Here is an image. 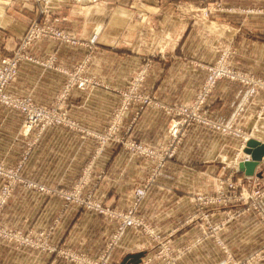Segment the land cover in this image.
<instances>
[{"label": "crops", "instance_id": "1", "mask_svg": "<svg viewBox=\"0 0 264 264\" xmlns=\"http://www.w3.org/2000/svg\"><path fill=\"white\" fill-rule=\"evenodd\" d=\"M203 1L49 0L48 13L53 15L50 17L41 11V0H0V31L6 36L0 43V58L11 54L16 39L33 20H46L84 40L97 34L91 48L84 41L72 45L45 39L32 44L29 52L33 56L41 60L53 56L54 62L45 67L22 61L9 86L10 92L30 95L35 102L51 106L67 80L60 70L72 69L87 56V73L108 86L70 93L64 108L75 121L74 128L58 125L29 130L20 112L0 105V162L8 166L21 164L25 180L43 184L51 192L18 184L4 208L1 223L34 231L54 224V243L83 254H105L108 264H121L134 253L141 254L139 264H161L153 260L150 234L130 228L113 239L116 232L113 218L67 205L60 196L85 178L83 193L96 194L107 205L123 210L129 206L134 188L149 182L138 212L154 233L171 240L172 247L180 252L174 264H225L227 256L245 257L262 244L264 197L256 210L247 203L210 204L205 222L198 212L196 196L216 191L217 181L227 172L241 186H248L256 176L236 171V161L249 158L242 152L239 139L193 125L177 144L175 156L158 171L152 161L131 156L119 145L98 147L96 135L106 128L119 102L120 88L146 58L150 62L142 92L163 106L193 97L205 78L204 66L214 61L219 48L230 46L234 50L231 56L234 68L264 78V16L250 14L246 20L241 18L248 29L257 30L244 31L238 25L217 30L220 25L201 26L196 22L195 14L200 8L196 4ZM223 1L234 4L238 0ZM240 1L243 3L238 4L242 6L264 3V0ZM184 3H188V16L173 18L176 23L185 24L175 43L161 41L160 48L159 43L141 45L137 41L148 27L155 31L163 28L172 10H183ZM231 16L211 11L208 19L226 17L231 21ZM230 29L234 30L230 33ZM244 93L242 84L219 80L206 105L212 118L220 122L231 120ZM262 96L246 105L238 122L247 138L264 143V114L255 116ZM163 108L148 105L139 112L135 105L125 117L124 123L130 127L128 134L152 145L166 142L169 116ZM261 162L264 163V158ZM260 173L264 184V167ZM217 222L220 228L216 232L206 228L207 224ZM183 248L186 249L181 252ZM53 256L7 243L0 245V264H70L62 259L56 261Z\"/></svg>", "mask_w": 264, "mask_h": 264}, {"label": "rangeland", "instance_id": "2", "mask_svg": "<svg viewBox=\"0 0 264 264\" xmlns=\"http://www.w3.org/2000/svg\"><path fill=\"white\" fill-rule=\"evenodd\" d=\"M48 1L49 0H41L42 2V7H41V11L43 12V14L45 16H50L52 17L53 15L48 13L49 11V5H48ZM235 1V0H233ZM237 1V0H236ZM238 2L240 3H243L242 1L238 0L237 2H235L234 4H228V3H225L223 0H204L202 2V4H196V6L200 7L199 8V11L197 10L195 13V17H196V22L203 26V25H206L207 24H211L213 23L214 25H220L219 28H217V30H221L220 28L222 27H225L227 29H229L230 27H234V25H237L238 26H241L242 29H244V31H248V30H257V29H248L246 26V24L244 25V22H242L243 20H246L248 18V15H250L249 13H246V10L248 9H261L262 12L261 13H257V15H262L264 16V3H261V4H255V5H240L238 4ZM188 5V3H186ZM186 4L184 3L183 4V10H179L178 8L176 9H173L172 10V16L168 18L167 22L165 23V25L163 26V28L159 29V30H153L152 28L148 27L146 29V32H144L143 34H140L139 37L137 39V41H140L141 45L142 43H145V44H150V45H157L159 43L160 45V48L162 46V42L164 43H172V42H176L179 34L181 33L182 31V28H183V24L182 22L181 23H176V21L174 20L175 18H179V19H184L185 16H188V11L186 9H188L189 7L186 6ZM14 6H17V3H14ZM192 8V6H190ZM79 8V7H78ZM162 8V7H161ZM198 9V8H197ZM11 10V9H10ZM9 12L12 13V10ZM211 11H215V13H219V12H224L226 14H230L232 15L231 16V21H230V18H224V20H216L214 18H210L208 19V15L209 13H211ZM52 15V16H51ZM174 18V19H173ZM188 18V17H187ZM243 18V20L241 19ZM225 19H228V20H225ZM144 21V20H143ZM209 21V22H208ZM211 21V22H210ZM227 22V23H226ZM33 23H36L37 25L39 26H42V27H47V28H57L59 30H62L66 33H68L69 35H72L74 38L77 39V42L75 44H78V43H81L82 41L86 42V46H88L89 48L93 47L95 45V42L97 40V34L95 33L92 37L91 35L86 39L84 40V38H80L78 37L77 35H73L71 34L70 32L62 29V28H59V27H55L52 23L50 22H46V20H44L43 22H40L38 20H33L31 21L26 30L16 39L15 41V45H14V48L11 52V54L9 55H5L3 57L0 58V60L4 57L6 58H12L15 53L17 51H20L21 53H23L24 55L26 56H32L33 58L35 59H38L36 58L35 56H33L30 52H29V48L32 46V44H34L35 42H39L41 40H45V39H53V40H56L58 41L59 43H64V44H69V43H65V42H61L59 41L58 39H56V37H53V36H48V37H45L44 39H37V40H34L32 43L28 44V45H24L25 47L21 48V37L25 34V32L27 31L28 27L31 26ZM196 23V24H197ZM224 25V26H223ZM167 26V27H166ZM169 28V29H168ZM248 29V30H247ZM230 33L234 30V29H230ZM6 36H4V33L2 34L1 31H0V43L3 42V39H5ZM162 41V42H161ZM161 42V43H160ZM72 44V43H71ZM75 44H72V45H75ZM152 46V48H153ZM164 50V49H163ZM233 49L230 47V46H227L225 48H219V52L216 56V58L214 59L213 62L207 64L204 66V69H205V78L204 80L201 82L199 88L196 90V92L194 93L193 97L186 101V102H181V103H177V104H169L168 106H174V105H178V104H190V103H193L195 101H199L201 104H202V108L201 110L204 112V115L206 117H208L210 120L214 122H216L217 124L221 125V126H229L230 124L233 126H237L241 129V132L245 133L246 131L240 126L239 122H238V116L239 114L244 110V108L246 107V105L248 103H250L255 97L259 96L260 94H257L256 96H253V97H249L247 99V101L245 103H243V98L245 99L246 97V91H247V86L237 80H230L228 78H223V77H220L218 78L212 85L208 86L206 85V78L208 77V72H209V67L211 66H214L218 60L220 59L221 56H223L224 54L227 55V62H228V65L231 66V69L234 70V71H237V72H240V73H243V74H247V75H252L256 78H262V77H259L253 73H250V72H245V71H241L239 69H236L232 66V63H231V56H232V53H233ZM24 60H27V61H30L29 59H21L18 61V70H19V64L24 61ZM40 61H43V62H47L50 64V66L52 65V63L54 62V57L53 56H50L48 59L46 60H41V59H38ZM89 61V57L87 56L86 59L82 60L81 62H78L76 63L72 69H63L60 70L62 73H63V70L65 72L69 71V72H72V73H77V74H80V75H84V76H87L90 80H91V83L89 84L90 86H88V88H86L85 86H82L79 81L75 82L73 81L72 84H71V87L69 88V93L66 97V99L69 97L70 93L73 91V90H88V89H91V88H95V87H108L105 83L101 82L100 80H98L95 76H92V75H89L87 73V68H88V64L87 62ZM30 62H34V61H30ZM149 59H145L143 62H141L139 68L137 67V69H135L134 73L130 75L127 83L125 84V86L123 88H120V91H119V102L117 104V106L114 108V110L112 111V113L110 114V117H109V121H108V124L106 126V128L104 129V131L100 134H97L96 135V138H98V147L99 149L108 145V144H113V145H119L122 147L123 150H125L128 154H130L131 156H134V157H142V158H145L147 160H150L152 161L150 158L146 157V156H143V155H140L138 153H134L132 152V150L130 148H128L126 145H125V142L126 140L127 141H131V142H135V143H143V144H147L149 146H152V148H159L161 146V155L164 156V151H163V145L165 146H171V145H168L169 143H171V134H170V130H171V124L173 122V117L171 119V116H170V113H167L168 116H169V123H168V129H167V132H168V140L164 143H160V144H157V145H152V144H149L143 140H140L138 138H135L131 135H129V130H130V127L127 126L124 122H125V117L127 115V113L130 111L131 108H133L135 105L138 106V111L140 112L141 110H143V108L145 106H148V105H151V106H158L156 105L155 103H158L156 102L155 99H153L152 97H149L148 95L147 98H148V101L145 102L142 100L143 97H136L134 99H131V98H125L124 95H123V92L127 91V90H130V89H136L140 92V94H142L143 96H145V94L142 92L143 89H144V83H145V78H146V75H147V68L149 67ZM37 64V63H36ZM40 65V64H39ZM42 66V65H41ZM18 73V71H17ZM17 73L15 75V77L17 76ZM65 74V73H64ZM66 75V74H65ZM14 77V79H15ZM13 79V80H14ZM229 80V81H235V82H238L240 84H242L244 87H245V93H244V96L235 112V115L231 118V120H229L228 122H220L218 120H215L214 118H212V115H211V112L210 110H208V107H206V105L208 104L207 101H208V98L211 94V92L213 91L214 87L216 86V84L218 83L219 80ZM264 79V78H262ZM12 80V81H13ZM12 81L9 83L8 87L6 88L7 89V93L8 94H12L14 96H18L20 98H23V97H29L31 98L32 102L36 105H41L37 102H35V100L32 98V96L30 95H16V94H13L12 92H10L9 90V86L10 84L12 83ZM65 84V83H64ZM65 86V85H63ZM63 88V87H62ZM58 97V96H57ZM203 97H205L204 101H203ZM263 97V96H262ZM57 99V98H56ZM56 101V100H55ZM124 101H126L124 104H122ZM145 102V103H142ZM262 101H263V98H262ZM203 102V103H202ZM243 103V104H242ZM262 103V102H261ZM258 106L257 110L255 111V116L256 117H259V116H262L264 114V105L262 104ZM54 104V103H53ZM3 106V105H1ZM6 107V106H5ZM49 107V106H47ZM159 107V106H158ZM9 108V107H8ZM162 108V107H161ZM11 109V108H10ZM164 109V108H163ZM13 110H16V109H13ZM120 110V113H121V119L116 123V126H117V129L115 131V134H112V136H115L116 135V139L113 138V137H110V142L109 143H106L104 145H101V141L99 139L98 136H103L105 135L106 133H109V129L110 127L112 126L110 121H112L113 119V116L115 115V113ZM18 112H20L24 118V124H25V115L19 111V110H16ZM165 111V110H164ZM261 111V115H258V113ZM166 112V111H165ZM137 114H135L136 116ZM193 125H201V124H197V123H194V124H191L189 127H186L183 129V132L180 134L179 138L178 139H175V147H174V154H175V151L177 149V144L180 142V139L184 137V135L186 134V132L188 131V129L193 126ZM52 126H58V125H52ZM62 126V125H61ZM64 126V125H63ZM75 126H76V123H75ZM74 125L72 127H68V126H65V127H68V128H74L75 127ZM203 127H206L205 125H201ZM33 128H37V126H31L30 128H28L29 130L33 129ZM207 128V127H206ZM210 129V128H209ZM181 130V128H180ZM212 132H216L218 134H221L222 136H231V137H234L236 138V136L234 135H228V134H222L221 132L219 131H216V130H213V129H210ZM182 131V130H181ZM239 139V138H237ZM250 139V138H247L245 141H242L241 139H239L241 141V150L243 152V148L245 146V143L246 141ZM244 143V144H243ZM172 147H168V151L171 149ZM244 153V152H243ZM175 156V155H174ZM165 157V156H164ZM173 157L171 158H166L167 161L164 162L167 163L169 160H171ZM245 159V158H244ZM244 159H238L236 161V171L238 173H240V171L238 170V163ZM1 164H3L2 162H0ZM152 164H153V167H154V161H152ZM163 164V165H164ZM5 167H16L18 166L19 164L15 165V166H8L6 164H3ZM21 165V164H20ZM162 165V166H163ZM222 165V164H221ZM161 166V167H162ZM161 167H158L157 168V171L161 168ZM222 169H226L225 165H222L221 166ZM20 177H21V181L17 182L13 187H12V190L9 194V196L7 197L6 199V202L5 204L3 205V207L1 208V211H0V218L3 214V211H4V208L6 206V204L8 203L9 199L11 198V196L13 195V192L16 188V186L18 184H25V186H29V183H31V181H27L25 180L22 175H21V167H20ZM229 178H232L233 182L235 183L236 185V189H230L227 185V180ZM85 181V180H84ZM5 183V179L4 178H1L0 177V188L3 187ZM78 183V181L76 182V184ZM38 184V183H36ZM149 182H143L139 185H137L134 190L137 188V187H143V186H146V195H147V186ZM39 185H43V184H39ZM84 185V182L82 184V186ZM217 185L218 187L216 188V191H214L213 193L211 194H198L196 196V201L198 202V205L200 206L199 208V216L201 218V220L203 222H205V218H206V215H207V206L210 205V204H213V203H223V204H245L247 203L252 210H256L258 208V202L259 200L264 197V184L262 183L261 179H260V176H255L254 179L252 180V182H249L248 183V186H241L240 184L237 183V181L235 180V177H231V174L227 172V175L225 177H220L219 180L217 181ZM75 186V185H74ZM29 187H33V186H29ZM241 187V188H240ZM35 188V187H33ZM74 187L72 186L69 190H72ZM37 189V188H35ZM243 190V192H247V193H252V192H255L256 196H251V197H247V198H237V190ZM38 190V189H37ZM134 190L131 194V202L129 204V206L126 208V209H119L121 212L123 213H127L129 210V208L131 207L132 203L134 205V201H135V195H134ZM40 191V190H39ZM41 192H44V193H47L45 191H41ZM48 194V193H47ZM84 196H91V197H95L96 199V194H93V193H83ZM145 195V196H146ZM223 195L229 197V201L224 203L221 201ZM61 196V195H60ZM145 198V197H144ZM144 198L137 204L138 206L135 207L134 209V214L140 218V220L142 221L143 224H145V227L146 229H148L150 231V233L148 231L144 232L143 229L139 228V227H129L127 229H134V230H137L138 232H140L141 234H144V233H148L150 234L149 236H151L153 238V240H151L150 243H152V245L154 246V258L153 260H158L161 264H174L176 259H178L181 254L179 251L175 250L173 247H172V241L171 240H168L167 238H165V236L161 235V233L157 232V233H154L153 229L150 227V224L147 220L143 219L142 216L139 214L138 212V208L140 207L142 201L144 200ZM98 199V197H97ZM102 203L104 204V206L106 208H108L107 210L112 212V211H115V208L114 207H111L109 205H107L102 198H99ZM64 200V199H63ZM65 202V201H64ZM66 203V202H65ZM67 205L69 204H72V205H75L73 203H66ZM246 204V205H247ZM78 206V205H76ZM80 207L82 210L84 211H88V212H95V213H98L96 211H92V210H87L85 209L83 206H78ZM206 213V215H205ZM101 214V213H100ZM104 216H107V217H110L108 215H105V214H102ZM112 218V217H111ZM191 219V217L189 218ZM113 220L116 221L115 218H113ZM189 221V220H188ZM0 224L3 225L4 227L8 228V229H14V230H17L19 232H21V234H30V235H39V234H49V241H50V245L54 247V250L55 251H46L45 253H49L51 254L53 257V259L55 258L56 261L58 260H64L65 262H68L70 264H78L75 262V260H70L69 258H67L62 252L63 251H68L69 253L73 252V254H80V255H87L89 257H92L94 259L100 257V255H97V256H93V255H89V254H83V253H79V252H76L72 249H69L67 247H64V246H60L56 243L53 242L52 240V235L54 233V224H51V225H48L46 227H43V228H40L39 230H25V229H17V228H12L10 226H7L3 223H1L0 221ZM117 224V222H116ZM215 225H219V228H220V223H211L210 225L207 224L206 228L211 231L212 233L216 232V231H212L213 230V227ZM126 229V230H127ZM215 230V229H214ZM153 234L154 235H159L160 237L158 238H154L153 237ZM115 239V238H113ZM2 243H7L11 246H14L13 243L11 242H5V241H0V245ZM112 245V244H110ZM15 247V246H14ZM17 248H24V249H33V248H29L28 246H25V245H20V246H16ZM186 248H183L181 250V252H184ZM33 250H36V249H33ZM38 251V250H36ZM39 252H44V251H39ZM135 254V253H134ZM137 254V253H136ZM132 255V254H130ZM130 255H128L127 257H129ZM126 257V258H127ZM107 259V257H106ZM140 261H141V256H140ZM140 261L137 263L139 264ZM225 264H230L232 262H243L244 264H264V241L262 242V244L256 249L254 250L252 253H250L249 255L245 256V257H235L234 255H231V256H227L225 258Z\"/></svg>", "mask_w": 264, "mask_h": 264}, {"label": "built area", "instance_id": "3", "mask_svg": "<svg viewBox=\"0 0 264 264\" xmlns=\"http://www.w3.org/2000/svg\"><path fill=\"white\" fill-rule=\"evenodd\" d=\"M261 12L262 10L259 8L246 10V13L249 14H257ZM48 36L56 37V39H58L59 41L69 44H75L77 42L76 38L62 30H59L57 28L42 27L37 25L36 23H33L31 26L28 27L25 34L21 37V48L25 47L24 45L32 43L34 40L44 39ZM21 59H29L30 61L32 60L34 61V63L40 64L42 66L51 67L49 63L35 59L32 56H26L20 51H17L12 58H2L0 60V105L21 111L25 115V125L28 128H30L31 126H37L38 130H43L46 127L52 125H64L68 127H72L73 125L75 126V121L68 116V113L64 108V101L66 100V97L69 93L68 90L71 87L73 81H79L82 86L88 88V86H90L89 84L91 83V80L87 76L72 73L69 71L65 72L63 70V73H65L67 76V80L64 84L65 86H63V88L61 89L54 104L49 107L43 105H36L32 102L31 98L29 97L20 98L18 96H14L12 94L7 93L6 88L8 87L9 83L14 79L18 71V61ZM220 77L228 78L230 80H237L247 86L248 89L246 91L245 99L243 98V103H245L249 97L256 96L257 94H262L263 101L261 105H264V79L256 78L252 75H247L232 70L231 66L228 65L226 54L221 56L214 66L209 67L208 77L206 78L207 87L212 85ZM123 95L126 99L143 97V101H148L147 96H143L136 89L127 90L123 92ZM204 99L205 97H203V101ZM143 101L142 103H145ZM125 102L126 101H124L122 104H124ZM155 104L159 107H164V110L167 113H170L171 119L173 117V122L170 126L171 143L168 144L171 146H162L165 157L161 155V146L159 148H152V146H149L147 144L145 145L143 143H135L127 140L125 142V145L130 148L132 152L146 156L152 161H154L155 170H157L158 167H161L164 162L167 161L166 158H171L174 156L173 151L175 147V139H178L180 134L183 132V129L189 127L191 124L197 123L205 125L206 127L219 131L222 134H232L236 136V138L241 139L242 141H245L247 139L246 134L244 132L242 133L241 129L237 126H232L231 124L229 126H221L216 122L213 123L212 120H210L204 115V112L201 110L203 106L199 101H195L190 104H178L174 106H163L160 103ZM258 115H261V111L258 113ZM120 119L121 113L120 110H118L113 116L112 121H110L112 126L109 129V133H106L101 137L98 136L101 141V145L109 143L110 137L116 139V135L112 136V134H115V131L117 129L116 123ZM180 128L182 131L180 130ZM168 147L172 148L168 151ZM20 167V164L16 167L11 168L5 167L3 164L0 163V177L5 179L3 187L0 188V211L3 205L5 204L7 197L10 194L12 187L17 182L21 181ZM84 180L85 178L79 180L78 183L73 186L74 188L72 190L60 193L61 197L66 203H73L78 206H83L87 210L96 211L98 213L108 215L110 216V218H115L117 222L116 232L113 237L115 239L129 227H139L143 229L144 232L148 231L150 233V231L146 229L145 224L142 223L140 218L134 214L135 207L138 206L137 204L146 195V186L137 187L134 190V205L132 203L127 213H123L117 209H115V211L110 212L107 210L108 208L104 206V204L99 198L97 199L96 197L95 199V197L83 195L82 184ZM232 180V178H229L227 180V185L230 189H236V185ZM29 186H33L40 191L51 193L46 186L36 184L35 182L29 183ZM253 195L256 196L255 192L247 193L243 192V190L241 189L237 190V198L239 199L251 197ZM229 199V197L223 195L221 201L226 203L229 201ZM218 228L219 225H215L212 231L214 232ZM153 237L158 238L160 236L153 234ZM2 240L8 243H13L15 247L25 245L29 248H33L38 251H55L54 247L50 245L49 234L44 235L42 233L36 236L30 234L24 235L17 230L8 229L0 224V241ZM62 253L70 260L74 259L75 262L78 264H108L105 254H102L100 255V257L94 259L87 255H80L76 253L73 254V252L69 253L68 251H63ZM230 264L244 263L236 261Z\"/></svg>", "mask_w": 264, "mask_h": 264}, {"label": "water", "instance_id": "4", "mask_svg": "<svg viewBox=\"0 0 264 264\" xmlns=\"http://www.w3.org/2000/svg\"><path fill=\"white\" fill-rule=\"evenodd\" d=\"M243 152L249 155V158H245L238 163V170L245 175L261 176L260 170L264 167V163L261 162L264 158V143L250 138L246 141ZM140 256L139 253L132 254L125 258L121 264H137L140 261Z\"/></svg>", "mask_w": 264, "mask_h": 264}, {"label": "bare ground", "instance_id": "5", "mask_svg": "<svg viewBox=\"0 0 264 264\" xmlns=\"http://www.w3.org/2000/svg\"><path fill=\"white\" fill-rule=\"evenodd\" d=\"M95 33L91 34V37L94 35Z\"/></svg>", "mask_w": 264, "mask_h": 264}]
</instances>
